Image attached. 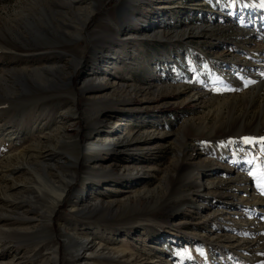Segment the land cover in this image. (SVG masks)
Returning <instances> with one entry per match:
<instances>
[{
  "label": "rangeland",
  "instance_id": "rangeland-1",
  "mask_svg": "<svg viewBox=\"0 0 264 264\" xmlns=\"http://www.w3.org/2000/svg\"><path fill=\"white\" fill-rule=\"evenodd\" d=\"M96 3L82 26L85 7L67 0H0V166L60 118L82 145L87 124L101 132L90 158L75 162L59 145L58 170L73 180L52 215L54 236L0 230V264H39L32 250L47 242L55 264H264V97L233 99L264 82V54L251 50L264 42V0ZM112 126L136 138L104 144ZM224 138L221 166L214 141ZM235 170L248 183L231 179ZM14 196L24 201L9 211L0 194V228L45 211L33 183ZM91 232L84 250L75 236ZM239 236L248 246L233 247Z\"/></svg>",
  "mask_w": 264,
  "mask_h": 264
},
{
  "label": "bare ground",
  "instance_id": "bare-ground-1",
  "mask_svg": "<svg viewBox=\"0 0 264 264\" xmlns=\"http://www.w3.org/2000/svg\"><path fill=\"white\" fill-rule=\"evenodd\" d=\"M92 2L97 4L96 0H92L90 7L83 6L85 7L84 8L85 12L80 17L81 18L80 24L82 26L86 25L87 21H89V17L91 16V13L93 12ZM81 3H82L81 0H67V4H70V7L73 6L74 8L78 10L79 8H83V7H80L78 5L77 7H75V4H81ZM86 4H89V2H86ZM154 34L155 33H153L152 35ZM1 48H4V47L0 46V49ZM251 50L253 51L254 57H259L263 55L264 54V42H259V43L257 42L256 44L254 43V46L251 48ZM38 73L43 76V77L39 76V78H41L40 81H43L44 75L40 72ZM101 75H103L101 76V78L103 79L104 78L103 71L101 72ZM98 80L99 78L96 81ZM257 84L254 87H251V89H248V91L246 92L243 91L241 94L237 95V97H233V99L242 98L243 102L246 104L247 102L253 103L254 100L257 99L255 97H259L260 95H263L264 97V93H262L261 88L255 90L257 86L259 85L263 86L264 82L258 85ZM67 86H68L67 88L69 92L71 93V96H74L70 82H67ZM5 89H8V85H6ZM239 90L240 89H238V91L236 90L235 92L238 93ZM203 93H204L203 91H198V92H195L193 95L195 98L199 99L201 96L202 97L204 96ZM231 95H235V94H231ZM247 98H249L250 101H248ZM222 99H224L223 100L224 103H227L228 106H231V107L236 106V103L234 104L231 103L230 97L226 98V96H224V98ZM222 104L223 103H221L220 105ZM61 121H62L61 118L58 121H54L52 127L49 129H45V128L40 129L38 131V134H39L38 139L34 140L35 143L33 145L30 144L29 146L27 144L28 146H23V148L20 149L19 151L10 153L8 156L4 158L3 165L0 166V194L5 200L3 206L9 209V211H12L14 208H16V206L21 207L23 204L22 201L24 200H22L20 203L17 202L15 200L14 193L15 195H16V192L17 193L19 192V194L21 193L23 194V192L27 193L30 184L33 183V186L37 189V191L39 192V195L42 197V201L40 202L43 203L42 207L45 209V211L42 212L43 214L41 216L43 219L40 216H37V215L28 216V214L25 213L26 216L13 217L12 220L17 221V223L8 225V228L7 227L0 228V230H12V231L14 230L20 233L18 235L21 237H28V236H35V235L38 236L40 233L39 231L41 230L44 233L43 240H44V237L50 238L54 236V231L50 227L52 225V215L55 209H57L58 206L68 196L66 194L67 192L66 189L69 183L73 180V177L70 176V179H69L67 174H64L63 172H61L62 170L61 171L58 170L59 162L63 161L61 157H59V155L57 154V150L60 148L59 145H62L65 148H67L71 159L77 162L80 157L90 158L94 156L95 152H97L98 148H100L99 144L96 143L95 140L97 137L101 136L100 134L101 132H98L96 134L93 131H91V127L89 123L87 124V127H86L87 129L86 144L82 145L80 144V141L78 140V138L76 137L74 138L66 133L64 122H61ZM254 123L255 125L259 124L257 121L253 123H251L250 121H247V123H245V120H243L240 126H243L245 128L246 126L250 124H254ZM217 128L219 129V126H217L216 129ZM215 131L217 130H215L214 128L211 133H206V134L212 135L213 132ZM255 131L260 132V129L256 128ZM110 132H111L110 134H107L108 135L107 137H102L103 141H101L102 139L100 141L104 142V144L117 143L123 146V145L130 144V142L133 141L134 138H136L132 136L133 135L132 132L116 134V130H114L113 126ZM203 134H205V132H203ZM7 137L9 138L10 141H12L13 133H10V135H7ZM214 142H215L214 146L218 148V150L220 151V156H218L217 159L220 161L219 164L222 166L223 165L222 160L229 162L228 157H230L228 154H225L227 153V151H225L226 149L223 146V143L225 142V138L221 140H215ZM184 144H185V141H184ZM84 146L86 149H88L89 151L88 154H84L85 153L83 151ZM182 152L183 151H181V153ZM52 160L53 162L51 163ZM227 162L225 163L226 165L228 164ZM136 171L138 175L144 174V171L142 168L139 171L136 169ZM20 173H22V175H24L25 177L21 175H19L20 177H17L18 175L16 174H20ZM183 173H184L183 177L185 178V180L191 179L190 178L191 173L189 171L187 173L186 171ZM243 173L241 171L235 170V176H233V178L231 179H235L236 182L242 183L244 185L248 183L249 179ZM183 177L182 179H184ZM24 196L25 195H22L23 199H24ZM187 196L188 195L186 194L185 195L182 194V197H185L186 199L189 200ZM29 198L33 200L34 197L30 196L28 197V200ZM251 198H252L251 200H253L252 202L256 203V206L262 205L261 204L262 199L260 200L259 197H257L254 192L251 193ZM33 201H36V200H33ZM92 205L101 206V203L95 200V202H93ZM259 208H261L260 210H262L264 214L263 207H259ZM6 216L7 215L5 214L4 215L0 214V222L6 219L7 218ZM84 216L85 218H89L88 215L87 216L84 215ZM27 221L32 224L26 225L25 223H28ZM40 222H43L42 225H40ZM247 224H249L248 221H247ZM242 225L245 226V224H242ZM94 233L95 232H91V234L89 235L83 234L82 236H75L76 238L80 239L78 244L80 245L81 248H84L85 250V248L88 247V245H90L91 242H93V239H94L93 237L95 236ZM38 237L39 239H41V236H38ZM90 238L92 239V241L90 240ZM43 240L41 241V243L43 242ZM250 242L251 241L249 237L244 238L242 236H239V238H237V240L233 242V245H234L233 247L235 246L243 247L244 246L245 248V246ZM49 243L51 242L39 244L32 250L33 256L41 259L39 264H52V262L53 264H55V262L58 259L57 246L55 250H51L50 248H48ZM49 255H51V257Z\"/></svg>",
  "mask_w": 264,
  "mask_h": 264
},
{
  "label": "snow or ice",
  "instance_id": "snow-or-ice-1",
  "mask_svg": "<svg viewBox=\"0 0 264 264\" xmlns=\"http://www.w3.org/2000/svg\"><path fill=\"white\" fill-rule=\"evenodd\" d=\"M261 139L264 140V138H261ZM245 142H246V143H250L251 141H249L248 138H245Z\"/></svg>",
  "mask_w": 264,
  "mask_h": 264
}]
</instances>
